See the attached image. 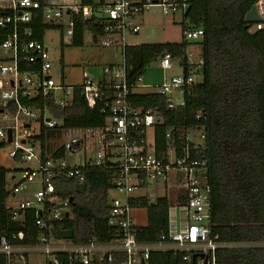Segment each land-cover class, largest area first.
Returning a JSON list of instances; mask_svg holds the SVG:
<instances>
[{"label":"built area","instance_id":"built-area-1","mask_svg":"<svg viewBox=\"0 0 264 264\" xmlns=\"http://www.w3.org/2000/svg\"><path fill=\"white\" fill-rule=\"evenodd\" d=\"M154 6H160L165 15L178 12L185 15L188 0H114L97 7L53 5L48 0L43 5L34 0H0V49L3 51V57L0 55V140L8 143L11 129L8 156L19 163L36 161L38 164L37 168L20 169L21 180L13 183L9 191L11 217L18 221L27 211H35L41 234L40 244L31 247L17 246L1 238L0 256L6 258L7 264H19L26 254L36 251L44 253L49 264H61L59 254H68L76 264L112 263L116 252L126 253L124 264H148L150 253L155 250L186 252V261L197 255L201 264H215L219 249L239 246L211 239L208 163L193 155L204 144L202 131L189 133L179 149L172 131L168 130L169 148L159 154L155 130L163 126L165 120L157 108L138 106L133 99L140 94L153 93L167 99L168 109L183 107L187 97L197 89L205 66L201 56L192 60V54H187L186 64H182L167 52L159 62L165 74L162 83L145 84L143 76L134 80L130 77L126 51L140 46L130 39L137 38L142 30L138 18ZM254 6L261 19L253 24L254 32L264 31V0H257ZM39 14L44 22L61 25L63 44H69L67 40L75 37L76 17L104 20L97 43L121 49L122 65L105 66L100 78L84 70L82 82L72 87L58 84L52 75L54 62L45 42L29 40L33 36L30 30L21 37L18 29L19 25L37 19ZM4 29L11 32L5 33ZM203 37L202 28L184 32L188 42H199ZM178 66L184 68V74L167 79L166 73ZM75 90L80 91L91 109L102 104L106 122L95 129L63 131L62 138L56 141L58 146L44 156L38 140L42 130L62 125L57 118H45L46 111L50 112L46 101L53 100L56 107L65 109L71 104ZM35 99L46 101L42 107L23 103ZM89 148L91 157L87 154ZM59 149L63 150V157L54 156ZM69 154L76 158L83 155L80 163H70ZM88 170L114 172L108 225L118 227L122 233L110 243L77 244L66 237L63 227L58 225L70 217L72 202L58 193V183L65 180L83 183ZM170 181L182 186L177 190L185 191L186 204L171 208L170 231L161 236L158 244H141L134 231L137 226L131 203L132 198L137 197L134 192L153 184L168 186ZM30 184L37 188L30 189ZM21 195L23 197L19 198ZM23 238V233L13 236V239ZM202 255L208 256V260Z\"/></svg>","mask_w":264,"mask_h":264},{"label":"trees","instance_id":"trees-1","mask_svg":"<svg viewBox=\"0 0 264 264\" xmlns=\"http://www.w3.org/2000/svg\"><path fill=\"white\" fill-rule=\"evenodd\" d=\"M39 1L42 5L45 0ZM257 0H188L185 20L191 24L187 29L204 30V37L196 42L205 60L202 79L195 92L187 97L185 105L168 109V101L158 94L146 93L133 99L138 106L157 108L165 124L155 130L156 150L159 154L168 150V130L172 131L176 147L184 146L189 133L201 130L205 136L200 150L194 157L207 161V178L211 185V239L237 244L238 247L219 249L215 264H264V31L251 32L253 24L245 18ZM84 6H95L94 0H81ZM75 45L84 43V31L89 29L96 41L102 33L104 20L94 17L84 20L75 18ZM21 37L27 30L33 36L29 40L44 42L48 31L62 29L60 24L46 23L39 17L29 24L18 27ZM5 33L11 29H4ZM183 32V34H184ZM187 40L165 45L129 47L126 51L130 77L143 76L154 62H160L169 52L182 64L187 61ZM44 99L25 100L27 105H44ZM50 112L62 121L52 130H42L41 141L44 156L57 146L62 132L79 129H95L106 122L102 104L91 109L79 90H75L71 104L61 109L53 100L46 101ZM9 144L0 142V150ZM63 157L59 149L54 155ZM9 171L0 167V239L7 238L17 246L40 244V230L36 224L35 211L13 221L12 201L7 187ZM114 172L88 170L85 181L78 183L65 180L57 185L58 193L72 200L70 217L60 224L64 234L77 244L93 241L110 243L120 238L121 230L108 225L110 197ZM173 195V196H172ZM172 196V197H171ZM134 208L146 209L148 222L136 226L135 235L141 244H158L163 234L170 231V210L186 204L183 189L169 192L164 197L151 200L137 196L131 200ZM24 234L22 240L13 236ZM186 252L155 250L150 253L148 264H201L184 260ZM61 264H76L68 254H59ZM28 254L19 264H27ZM126 253L116 252L112 263L124 264ZM0 264H7L0 256ZM47 264H49L47 262Z\"/></svg>","mask_w":264,"mask_h":264},{"label":"rangeland","instance_id":"rangeland-1","mask_svg":"<svg viewBox=\"0 0 264 264\" xmlns=\"http://www.w3.org/2000/svg\"><path fill=\"white\" fill-rule=\"evenodd\" d=\"M50 4L58 5L64 3L79 4L80 0H48ZM103 0H94V5L100 6ZM106 3L111 4L114 0H105ZM182 12L175 14L165 15L163 9L160 6H154L149 8L143 15L138 18L139 23L142 25V30L137 38L130 39L132 42L145 45H165L168 43H180L184 40V28L191 27L183 17ZM67 18H65L63 24L65 25ZM255 27L251 28V32H254ZM75 38V37H74ZM67 40L69 44H63L62 42V30L54 29L50 30L45 35V43L51 52V56L54 62L52 75L58 84H64L65 86L72 87L82 82L83 71L87 70L93 74L96 78H100L103 75V68L105 66H121L123 63L122 51L116 46L104 47L100 43H97L93 33L89 29L84 31V43L82 46L75 45V40ZM191 45L188 47V54H192V60H197L201 53V48L196 44L197 41H189ZM0 55L3 57V51L0 49ZM184 68L178 66L173 70L166 73L167 79L183 75ZM165 74L161 70L159 63H152L143 74L145 84H160L164 81ZM45 118L56 117L49 111H46ZM37 126V124L34 123ZM38 127V126H37ZM152 134V131L150 132ZM75 135V134H73ZM0 142H4L1 141ZM57 145V143H56ZM11 146L0 150V167H3L9 171L7 175L8 190L10 191L13 183L17 180H21L20 169H27L29 167L37 168L38 164L34 162H16L8 156V151ZM88 156H92L90 148L87 152ZM83 155L77 158L69 154L68 161L70 163L79 161ZM80 163V161H79ZM16 177L15 179L13 177ZM169 186V187H168ZM153 184L145 189L134 192L135 196H148L151 200L164 197L167 193L175 192L179 186V183L170 181L169 185ZM30 189L37 188L35 185H29ZM182 187V186H181ZM169 188V190H168ZM173 196V195H172ZM171 196V197H172ZM23 196H19V198ZM10 202L12 201L9 199ZM135 223L137 226H144L148 222V212L146 209L135 208L133 211ZM27 264H47V258L44 253L40 251L30 252L28 254Z\"/></svg>","mask_w":264,"mask_h":264},{"label":"water","instance_id":"water-1","mask_svg":"<svg viewBox=\"0 0 264 264\" xmlns=\"http://www.w3.org/2000/svg\"><path fill=\"white\" fill-rule=\"evenodd\" d=\"M260 21L261 19L259 18L258 13L256 11V7L254 6L252 10L247 14L245 18V23L249 26L251 24H255ZM8 135H9L8 143H11L12 142V130L11 129L8 131ZM177 217H179V212H177ZM202 257H205L206 261L208 260V256L202 255ZM196 259H197V255L193 257V261H195Z\"/></svg>","mask_w":264,"mask_h":264},{"label":"crops","instance_id":"crops-1","mask_svg":"<svg viewBox=\"0 0 264 264\" xmlns=\"http://www.w3.org/2000/svg\"><path fill=\"white\" fill-rule=\"evenodd\" d=\"M82 2H81V0H80V3L79 4H81ZM101 4H108V3H106V1L105 0H103L102 1V3ZM58 5H63V6H73V5H78V4H70V3H64V4H58ZM184 17V16H183ZM185 18V17H184ZM188 22V21H187ZM189 23V22H188ZM45 42V41H44ZM46 44V43H45ZM188 51H189V48L187 49V54H188ZM190 52V51H189ZM199 56H201V53H200V55Z\"/></svg>","mask_w":264,"mask_h":264}]
</instances>
